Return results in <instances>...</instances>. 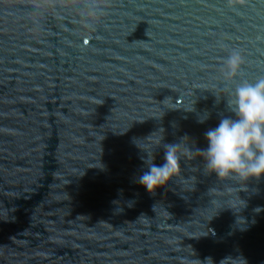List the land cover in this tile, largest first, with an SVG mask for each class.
Here are the masks:
<instances>
[{"label": "water", "instance_id": "1", "mask_svg": "<svg viewBox=\"0 0 264 264\" xmlns=\"http://www.w3.org/2000/svg\"><path fill=\"white\" fill-rule=\"evenodd\" d=\"M233 49L264 76V0H0V264H264V177L137 182L235 118Z\"/></svg>", "mask_w": 264, "mask_h": 264}, {"label": "clouds", "instance_id": "2", "mask_svg": "<svg viewBox=\"0 0 264 264\" xmlns=\"http://www.w3.org/2000/svg\"><path fill=\"white\" fill-rule=\"evenodd\" d=\"M95 3L96 0H91ZM245 59L237 49L230 51L222 70L228 88L227 109L234 115L224 117L217 127L205 133L208 142L206 149L197 148L193 152L189 147L178 152L180 144H165L164 163H153L154 155L145 163L144 171L137 182L150 195L158 188L165 187L173 178L181 180L180 161L203 158L205 172L215 173L220 181L259 180L264 177V76L250 81L244 78ZM205 117L204 119H206ZM204 119L199 122L203 123ZM163 139V138H162ZM193 153L196 155L194 156ZM244 264L247 262L241 257Z\"/></svg>", "mask_w": 264, "mask_h": 264}]
</instances>
